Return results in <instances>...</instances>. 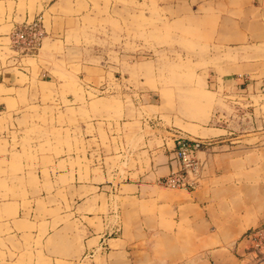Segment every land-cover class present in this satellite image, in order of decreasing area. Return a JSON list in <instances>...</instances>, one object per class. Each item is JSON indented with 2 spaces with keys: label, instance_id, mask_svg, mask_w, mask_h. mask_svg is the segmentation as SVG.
<instances>
[{
  "label": "rangeland",
  "instance_id": "1",
  "mask_svg": "<svg viewBox=\"0 0 264 264\" xmlns=\"http://www.w3.org/2000/svg\"><path fill=\"white\" fill-rule=\"evenodd\" d=\"M76 12V24L65 20L71 29L62 42L51 35L41 54L24 60L40 80L30 84V94L19 91L24 107L0 113V190L36 189L37 165L53 160H59L55 177L69 162L72 171L99 172L106 187L116 168L124 175L118 182L131 181L125 172L137 166L135 160L142 170L144 138L152 133L149 124L141 130L143 117L168 131L216 133L209 120L221 106L223 86L214 81L243 71L244 63L262 65L264 76V0H77ZM5 42L12 52L9 35ZM41 64L59 86L41 82L47 78L39 74ZM13 71L20 83L28 80L30 74ZM246 153L250 161L264 156L256 148ZM157 184L179 198L188 195ZM116 193L103 194V205L117 208ZM7 199V193L0 195ZM145 202V212L153 209L155 203ZM160 212L163 220L175 218L165 206ZM172 246L157 250L167 257Z\"/></svg>",
  "mask_w": 264,
  "mask_h": 264
},
{
  "label": "crops",
  "instance_id": "2",
  "mask_svg": "<svg viewBox=\"0 0 264 264\" xmlns=\"http://www.w3.org/2000/svg\"><path fill=\"white\" fill-rule=\"evenodd\" d=\"M76 7L77 0H0V84L5 90L0 113L16 114L24 107L19 91L30 94V84L40 81L32 77L26 58L9 52L5 39L13 27L42 15L47 35L41 54L51 35L63 41L71 29L65 20L76 24ZM13 69L30 74L28 80L20 83ZM39 69L41 77H47L41 82L60 85L48 66ZM240 69L214 81L223 86L221 106L209 120L208 129L216 133L168 131L157 120L142 118L141 130L149 124L152 133L144 138L142 170L135 160L137 166L125 172V180L131 181L118 182L124 175L116 168L108 188L99 172L82 173L78 167L72 171L69 162L55 177L52 169L59 160H53L37 165L36 189L0 190V195H8L0 200V264H264V255L256 254L248 239L253 229L264 225V156L250 161L246 153L253 148L264 151V76H259L262 65L256 63H244ZM140 97L145 100L144 94ZM177 137L204 143L196 153L200 184L183 189L186 198L157 184L175 167L170 153ZM114 191L117 208L104 206L103 194ZM24 194L30 200L27 205ZM53 196L61 198L52 202ZM145 201L155 203L153 209L145 212ZM161 206L175 218L163 220ZM160 244H173L167 257L158 252Z\"/></svg>",
  "mask_w": 264,
  "mask_h": 264
},
{
  "label": "built area",
  "instance_id": "3",
  "mask_svg": "<svg viewBox=\"0 0 264 264\" xmlns=\"http://www.w3.org/2000/svg\"><path fill=\"white\" fill-rule=\"evenodd\" d=\"M47 35L42 15L13 27L9 33L12 55L22 60L35 56ZM200 139L177 137L171 150V162L175 167L158 179V183L170 188L194 190L200 184L201 164L196 153L203 146ZM248 239L256 254L264 255V225L253 229Z\"/></svg>",
  "mask_w": 264,
  "mask_h": 264
}]
</instances>
